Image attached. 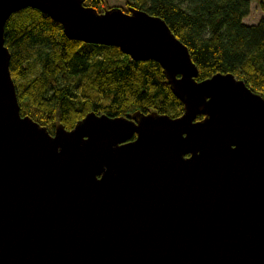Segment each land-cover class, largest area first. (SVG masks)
<instances>
[{
  "label": "water",
  "instance_id": "1",
  "mask_svg": "<svg viewBox=\"0 0 264 264\" xmlns=\"http://www.w3.org/2000/svg\"><path fill=\"white\" fill-rule=\"evenodd\" d=\"M83 1L0 0V264H264V98L232 74L197 81L160 18ZM26 8L159 64L182 114L90 112L53 134L21 116L4 27Z\"/></svg>",
  "mask_w": 264,
  "mask_h": 264
},
{
  "label": "trees",
  "instance_id": "2",
  "mask_svg": "<svg viewBox=\"0 0 264 264\" xmlns=\"http://www.w3.org/2000/svg\"><path fill=\"white\" fill-rule=\"evenodd\" d=\"M125 1L126 12L144 11L165 22L187 48L197 81L232 74L264 98V17L255 25L243 23L249 0ZM100 4L83 1L97 13L106 12ZM261 6L264 10V0ZM4 45L21 116L50 134L57 122L71 130L90 112L110 118L134 113L177 118L183 112L159 64L69 40L59 23L38 10L26 8L9 17Z\"/></svg>",
  "mask_w": 264,
  "mask_h": 264
},
{
  "label": "rangeland",
  "instance_id": "3",
  "mask_svg": "<svg viewBox=\"0 0 264 264\" xmlns=\"http://www.w3.org/2000/svg\"><path fill=\"white\" fill-rule=\"evenodd\" d=\"M262 0H249V14L243 19L246 25L257 24L264 17V10L261 6ZM102 10L121 9L126 12L127 3L125 0H101ZM93 94V93H92Z\"/></svg>",
  "mask_w": 264,
  "mask_h": 264
}]
</instances>
